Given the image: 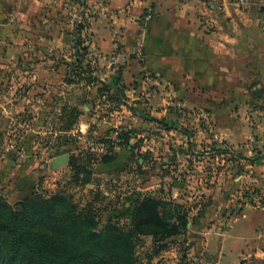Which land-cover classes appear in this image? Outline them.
<instances>
[{"label":"crops","instance_id":"obj_1","mask_svg":"<svg viewBox=\"0 0 264 264\" xmlns=\"http://www.w3.org/2000/svg\"><path fill=\"white\" fill-rule=\"evenodd\" d=\"M102 2L0 0L1 113L15 101L23 123L32 108V122L44 125L39 131L44 134L51 133L52 122L67 125L72 112L79 111L75 127L66 132L80 133L76 153L104 154L108 147L103 140L134 132L141 142L129 152V160L142 157L137 161L142 168L134 170L157 169L160 160L164 177L163 190L147 194L182 203L186 188L197 190L204 214L189 225L188 234L203 238L202 264L222 263L223 243L235 239L228 234L237 226L244 246L228 264H253V254L260 264L264 237L258 231L264 227V208L255 205L264 197V23L260 18V39L251 36L257 22L250 13L264 0H251L248 9L240 8L237 0H109L116 14L109 18L100 15ZM80 51L86 62L94 51L101 53L92 83L86 73L73 69ZM147 73L162 82L150 98ZM115 78L124 87L127 106L110 98L112 90L100 93L103 83ZM250 78H260V84ZM202 108L214 124L209 131L200 116L192 115ZM248 109L259 112L260 132L257 124L248 123ZM126 116L145 129L133 128L137 134L121 127ZM95 117L100 124L91 132ZM162 122L172 124L171 130ZM115 151L120 155L125 149ZM233 192L239 193L241 213L229 220L234 205H219L220 196ZM223 208L228 211L224 227L211 224L208 220ZM213 236L219 239L218 254L211 250Z\"/></svg>","mask_w":264,"mask_h":264},{"label":"rangeland","instance_id":"obj_2","mask_svg":"<svg viewBox=\"0 0 264 264\" xmlns=\"http://www.w3.org/2000/svg\"><path fill=\"white\" fill-rule=\"evenodd\" d=\"M108 4L109 0H103L100 11V15L103 18L116 15L109 7L110 13L104 10L105 6H108ZM250 4L251 0H248L246 8L239 6L242 9H248ZM263 7L264 3L261 5L259 4L256 10L254 9V12L250 13V18L257 22L255 27L251 29L250 35L259 37V39L260 18L264 23V13L262 14ZM112 13L115 15H112ZM82 27L85 28L86 26L84 25ZM94 52L90 55L88 60L89 64L93 58ZM97 68L93 69L94 76ZM151 75L157 78L161 85H151L147 82V77L145 76L144 79L148 85L151 86V90H153L147 92L148 98L162 86L161 80L155 75ZM251 81L253 83L259 81L260 84V78L257 80L256 78H250V82ZM14 102L10 103V106L6 109L9 113L8 116H5L7 115L5 113L6 110H3V113H1L0 110V191L14 209L19 210L24 204L25 197L29 196L34 191L40 194H57L59 192H64L71 196L80 207H85L88 203H94V205L98 207L99 230L104 229L109 222L129 227L132 223L135 200L148 192L159 193L163 190L162 184L164 177L162 171L159 169L161 168L159 165L160 160L157 161V169L150 171L147 169H137V171H135L133 166L138 168L137 161L142 157L132 156L131 160H129L130 154L126 151L120 154V162L114 166L106 167L96 165L93 166L91 173L75 171L73 168L75 164H72L71 159L76 157L77 160L75 159L74 162H77V165H79L81 164V157L84 156L80 154V151H78V153L73 152V148L76 147L80 133H76V130L75 134H67L66 132L70 126L75 127L76 124L72 126L61 122H52L48 127L51 133L41 134L39 131H44V125L32 122L34 117L32 112L35 111H33L32 108L28 109L26 112V119L21 123V119L17 117L19 110ZM146 102L148 103V100ZM251 109H248V113H246L250 116V121L248 123L253 124V127L257 124L260 132V114L259 112H252ZM208 113V110L205 108L195 109L192 113L193 116H200L201 119L205 121L204 125L206 130H208L207 127L209 126H211L209 129H213L214 125ZM252 114H254L255 117L257 115L259 119L256 120L254 116H251ZM99 118L100 117H95L94 120L91 121V132L98 131L97 127L100 124ZM122 120L123 123H121V127L126 129L135 130L133 128H141V131L145 129L141 123L129 119L127 116ZM119 129L121 128L119 127ZM119 129L116 128L113 130V132L115 131V136L116 131H119ZM55 132L62 133L55 135ZM135 132H137V134L139 133L138 130H135ZM137 139L140 140L139 138ZM142 139V145L144 146L145 139ZM142 151L145 153L144 149ZM64 154L70 156L68 164L59 169H55L53 166L54 159ZM100 155V153L96 154L98 158ZM86 157L84 156V159H86ZM142 162L144 163V161ZM85 180H87V182H85ZM180 198L182 199V203L190 208V224L196 222L198 220V213L202 209L200 201L197 203L199 199L197 190L193 187L186 188L180 195ZM220 199L221 203L219 205H223L222 203L227 201L226 203H229L230 207L234 205V209L228 213V215V211H225L224 208L217 210L213 220L208 221L212 222L211 224L213 225L224 227L226 215L227 217L229 216V220L236 219L237 215L234 218L231 216L234 211L239 212L240 216L241 209L239 204L241 200L237 192L231 193L228 197H223L221 195ZM260 203V209H262L264 207V197L262 201L260 200ZM263 229L264 227L260 229V232ZM239 231V226H237L234 231L228 234L234 235L235 239L225 243V246L223 243L221 264H228L232 257L237 258L239 253L241 254V248H243L244 242L240 238L244 235ZM219 244V239L213 236L211 243V250L213 253L218 254ZM162 245L164 246L161 247V249L155 248L152 237L143 238L137 247L138 259H140L143 264H202L203 257L201 255L203 254L202 246H204V242L201 237L199 239H194L192 234H188L187 232L167 240ZM211 258L212 257L208 256L207 260L211 261ZM251 260L253 264L257 263V257H255L254 254ZM260 264H264V256H260Z\"/></svg>","mask_w":264,"mask_h":264},{"label":"trees","instance_id":"obj_3","mask_svg":"<svg viewBox=\"0 0 264 264\" xmlns=\"http://www.w3.org/2000/svg\"><path fill=\"white\" fill-rule=\"evenodd\" d=\"M84 55L79 52L77 66L73 69L79 71L77 74L86 73L87 81L92 83L95 81L93 69ZM119 84V78L110 84L103 83L100 93L112 90L114 97L110 98L127 106L124 87ZM133 111L137 112L136 109ZM138 114L145 118L142 112ZM78 115L79 111L74 110L68 125L76 124ZM171 125L161 123L167 130H171ZM133 133L121 132L116 141L103 140L108 149L99 158L95 153L80 152L87 157H81L79 165L74 162L76 157L71 159L74 170L91 173L96 165H116L121 158L116 147H122L130 154L139 149L141 141L134 143L137 138ZM137 166L142 168L138 162ZM203 210L199 211L198 218L204 214ZM189 217L190 208L185 204L144 194L135 200L129 227L109 222L99 230V210L94 203L80 207L64 192L40 194L34 191L25 197L23 206L17 210L0 191V264H143L137 256L139 242L152 237L154 247L161 249L167 240L189 231Z\"/></svg>","mask_w":264,"mask_h":264},{"label":"built area","instance_id":"obj_4","mask_svg":"<svg viewBox=\"0 0 264 264\" xmlns=\"http://www.w3.org/2000/svg\"><path fill=\"white\" fill-rule=\"evenodd\" d=\"M237 1H238L239 5L242 6L243 8H246V6L248 5V0H237ZM104 10H106L107 12L110 13V11L108 9V6H105ZM112 15H115V14L112 13ZM151 17H152V12L149 11L148 15H147L148 20L151 19ZM137 20L140 21L139 18ZM145 35H146V31L144 30L142 32V34H141V39H143ZM101 58H102L101 53H99L98 51H95L94 54H93V58L90 61L91 69H96L97 68L98 62H99V60ZM113 63H118V58L117 57H113ZM146 77H147L146 78L147 82L150 83L151 85H153V86H160L161 85L160 81L157 78L153 77L151 74H147ZM255 206L260 208V206H261L260 201H258ZM231 216H232V218H234L235 216L237 218L239 216V212L234 211ZM258 236L260 238H262L264 236V229L261 230V232L259 231Z\"/></svg>","mask_w":264,"mask_h":264},{"label":"water","instance_id":"obj_5","mask_svg":"<svg viewBox=\"0 0 264 264\" xmlns=\"http://www.w3.org/2000/svg\"><path fill=\"white\" fill-rule=\"evenodd\" d=\"M70 156L68 154H64L61 156H58L53 161V166L55 169H59L61 167H64L68 164Z\"/></svg>","mask_w":264,"mask_h":264}]
</instances>
